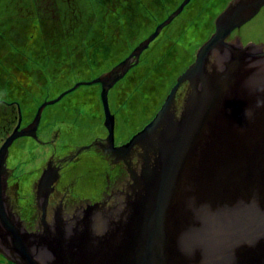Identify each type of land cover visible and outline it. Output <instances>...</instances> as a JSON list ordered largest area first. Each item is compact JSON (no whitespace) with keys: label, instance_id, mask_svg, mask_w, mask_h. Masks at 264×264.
Here are the masks:
<instances>
[{"label":"water","instance_id":"1","mask_svg":"<svg viewBox=\"0 0 264 264\" xmlns=\"http://www.w3.org/2000/svg\"><path fill=\"white\" fill-rule=\"evenodd\" d=\"M189 2L185 0L110 72L81 83L102 85L110 151L126 155L135 146L144 151L143 169L133 178L132 194L119 214L124 217H110L109 224L102 225L104 230H94L91 216L100 207L93 205L73 224L61 219L48 224V196L57 179L49 168L37 187L39 231L29 232L13 212L6 196L9 150L21 137L37 138L45 103L34 121L23 129L18 125L0 148V254L7 260L14 264H264V46L227 41L260 12L264 0L231 3L155 118L127 144L115 146L110 89L140 62L143 52ZM214 52L218 56L211 63ZM184 82H189V90L177 114L176 94Z\"/></svg>","mask_w":264,"mask_h":264},{"label":"rangeland","instance_id":"2","mask_svg":"<svg viewBox=\"0 0 264 264\" xmlns=\"http://www.w3.org/2000/svg\"><path fill=\"white\" fill-rule=\"evenodd\" d=\"M183 1L0 0V148L16 129L10 132L9 103L14 101L23 110L24 124L32 123L39 108L48 103L39 132L43 140L51 132L59 136L57 149L21 137L9 150L8 165L18 168L20 178L14 185L18 190L13 200L21 197L17 202L24 212L19 216L31 218V227L40 219L36 208L31 211L37 207L35 187L51 154L62 157L66 144L73 145L76 154L109 135L101 84L81 83L94 81L129 57ZM231 1L189 3L143 52L139 64L111 88L115 146L127 144L155 118L178 78L215 33L218 15ZM238 35L245 43L264 42V9ZM78 83L80 86L63 95ZM185 90L182 84L177 91V114L183 109ZM81 159L73 167L75 197L91 206L104 203L98 211L92 210L100 220L116 216L132 194L128 186L120 184L126 177L130 179L129 173L124 169L117 184L118 168L111 167L98 149L85 151ZM130 183L134 185V181ZM113 191L125 193L118 199ZM0 264L14 263L0 254Z\"/></svg>","mask_w":264,"mask_h":264},{"label":"flooded vegetation","instance_id":"3","mask_svg":"<svg viewBox=\"0 0 264 264\" xmlns=\"http://www.w3.org/2000/svg\"><path fill=\"white\" fill-rule=\"evenodd\" d=\"M234 1L235 0H232L229 3V5L231 3H233ZM193 2H194V0H190L189 3H193ZM186 6H185V8H186ZM185 8L183 9V11L185 10ZM263 9H264V6L262 7V9L260 10V12L257 15H259ZM183 11L179 15H181L183 13ZM224 11H222L221 13H223ZM174 12H172L171 14H173ZM220 14L218 16H220ZM169 16L166 19H164L161 23L166 21L169 18ZM252 20H250V21H252ZM169 25H167V26H169ZM244 26H242L240 29H236L235 31H233L232 34L227 39V41L229 43H231V44L240 43L242 45H245V44H247V45L248 44H256V45H259V46H264V42L263 41L262 42L261 41L260 42L256 41V42H247V43H245V42L242 41V39H241V37L239 35H238V37H236V34H238V31H240ZM157 27H156V29H157ZM166 27H164L162 29V31ZM216 56H218L217 52H214L213 55L210 58V62L211 63L216 61ZM140 61H141V59H140ZM138 64H136L135 66H137ZM135 66H133L130 69V71ZM185 85H186V90L184 92L185 93L184 94V98H186V95L188 93L189 83H185ZM110 91H111V89H110ZM110 91H109V93H110ZM108 97H109V95H108ZM184 101H185V99H184ZM16 102L17 101L9 103L11 105L10 107L12 108L11 112H10V115H9V116H11L10 117V121H11L10 122V124H11V128H10L11 131L10 132H13V130L18 125H20V129H23V128H25L26 126H28L30 124V123L24 124L23 114H22L23 110L21 111V108L19 106L15 105ZM14 109L17 110V114L14 113ZM41 120H42V118H41ZM115 124H116V120H115ZM39 129H40V125H39L38 131H37V138H33V137H29V138H32L35 142H37L39 144L42 143V145L43 144L47 145L48 148L54 149L52 146L55 147V144L57 143V140L59 138L57 133L51 132V135L49 136V134H48V136L45 137L46 140H43L42 135H40ZM106 137H108V135ZM106 139L107 138H103L102 137L101 140H99V141H93L94 143H92L90 145H87L86 146L87 148L85 150H83L82 152H80V153L74 154L73 153V145L71 146V144H66V145L63 146V152L65 151V154L62 157L57 158V155H55V153L51 154L49 161H47L46 167L42 170V174H43L44 171L49 168L52 171L54 170V172L57 175V179L53 183L52 189H51V191L49 193V196H48L47 215H46V221H47L48 224H51V225L54 224L57 221V219L58 220L61 219V220L65 221L66 223L73 224V220H75L77 217L84 216L86 213H88L89 207L91 205L88 202L82 203V201H83L82 198L78 199L77 197H75L74 182H73V167L77 168V163L82 160L81 159V155L84 154L85 151H88V150H91V149H98V151H100L102 153V155L106 156L105 160L106 161L108 160L110 162V164L112 165L111 167H113L115 169L118 168L117 173L115 174V178H116V183L117 184L119 183V179H121V175L123 174L124 169H126V171L129 173V178L130 179L127 180V177H126L123 181H121L120 184L123 185V188H124V186H128L127 189L130 190V188L132 186V183H130V180L133 181V178L138 176V174H140L142 169H143V165H144V151L139 146H135L126 155L116 154V153L110 151V148L108 147ZM122 144H124V143H122ZM45 145H43V146H45ZM116 146L119 147V146H121V144L120 145H116ZM55 148L57 149V147H55ZM83 148H81V149H83ZM7 166L9 168V171H8V182H7V188H6V196H7V199L9 200V202H10V205H11V208H12L13 212L16 215L19 216V215H21L22 212H24L23 210H21V208L19 207V204H18V202L21 201V197L19 196L18 199L13 200V197L15 196V194H16V192L18 190V187L15 188L14 185H15V183H18L19 180H20L18 174H16V171H17L18 168H16V167H12L11 168L8 164H7ZM15 174H16V176H15ZM42 174H41V176H42ZM38 183H39V180H38L37 185L35 187V193L36 194H37ZM124 193L125 192H123V191H116V192L113 191L114 196H116V198H118V199H120V196L123 195ZM105 202H107V201H105ZM123 203L124 202H122L121 204H123ZM97 205L100 207V205L102 206V205H104V203H100V204H97ZM117 205H118V203L115 204V206H117ZM35 208H36V210H35ZM34 210L35 211H39V216L41 215V211L38 208V205H37V207H34V209H31V211L33 213H34ZM39 216H38V218H40ZM29 220H31V218L28 219V220H23L22 219L25 228L29 232H37V231H39V229L41 227L40 219H37L38 220V222H37L38 224L35 227H33V226L31 227L29 225V223H30Z\"/></svg>","mask_w":264,"mask_h":264},{"label":"bare ground","instance_id":"4","mask_svg":"<svg viewBox=\"0 0 264 264\" xmlns=\"http://www.w3.org/2000/svg\"><path fill=\"white\" fill-rule=\"evenodd\" d=\"M217 55H218V53H217ZM225 55H220V58H222V61L224 60V61H227V57L225 56ZM217 57V56H216ZM220 63H221V61H220ZM185 83H189V82H184L183 84H185ZM245 82H241V85L240 86H244L243 84H244ZM254 83V82H253ZM257 83H254V85H256ZM253 86V85H252ZM177 95V94H176ZM263 126H264V124H263ZM264 128V127H263ZM120 213H123V211H121ZM120 213H118V211L116 212V216H117V214L119 215ZM94 216V217H93ZM115 216V217H116ZM120 217H124V215H119ZM118 216V218H120ZM114 216H111V218H115ZM91 218H92V220H95L96 219V221H101V224H99V225H97V228L98 229H100V230H104V228L102 227V225L104 224V223H107V224H109V222H110V217H106V218H102L101 220L99 219V218H97V216L96 215H92L91 216Z\"/></svg>","mask_w":264,"mask_h":264},{"label":"trees","instance_id":"5","mask_svg":"<svg viewBox=\"0 0 264 264\" xmlns=\"http://www.w3.org/2000/svg\"><path fill=\"white\" fill-rule=\"evenodd\" d=\"M179 58V57H178Z\"/></svg>","mask_w":264,"mask_h":264}]
</instances>
